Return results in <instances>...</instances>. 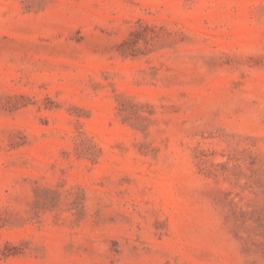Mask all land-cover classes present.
Returning a JSON list of instances; mask_svg holds the SVG:
<instances>
[{"label":"rangeland","instance_id":"rangeland-1","mask_svg":"<svg viewBox=\"0 0 264 264\" xmlns=\"http://www.w3.org/2000/svg\"><path fill=\"white\" fill-rule=\"evenodd\" d=\"M0 264H264V0H0Z\"/></svg>","mask_w":264,"mask_h":264}]
</instances>
